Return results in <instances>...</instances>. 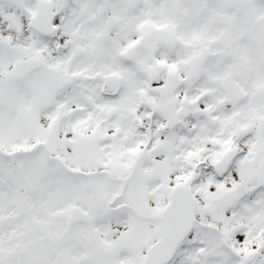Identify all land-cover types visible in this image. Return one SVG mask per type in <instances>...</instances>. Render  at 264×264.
<instances>
[{"label":"snow or ice","instance_id":"6c2138e0","mask_svg":"<svg viewBox=\"0 0 264 264\" xmlns=\"http://www.w3.org/2000/svg\"><path fill=\"white\" fill-rule=\"evenodd\" d=\"M0 264H264V0H0Z\"/></svg>","mask_w":264,"mask_h":264}]
</instances>
